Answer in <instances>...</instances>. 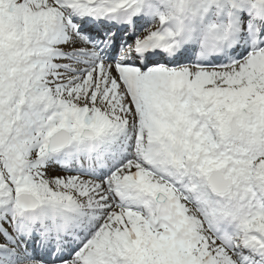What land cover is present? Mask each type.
<instances>
[{
	"label": "snow or ice",
	"instance_id": "snow-or-ice-1",
	"mask_svg": "<svg viewBox=\"0 0 264 264\" xmlns=\"http://www.w3.org/2000/svg\"><path fill=\"white\" fill-rule=\"evenodd\" d=\"M0 264H264V0H0Z\"/></svg>",
	"mask_w": 264,
	"mask_h": 264
}]
</instances>
